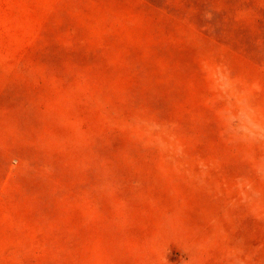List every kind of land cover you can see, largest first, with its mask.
<instances>
[{
  "label": "rangeland",
  "instance_id": "obj_1",
  "mask_svg": "<svg viewBox=\"0 0 264 264\" xmlns=\"http://www.w3.org/2000/svg\"><path fill=\"white\" fill-rule=\"evenodd\" d=\"M0 264H264V0H0Z\"/></svg>",
  "mask_w": 264,
  "mask_h": 264
}]
</instances>
